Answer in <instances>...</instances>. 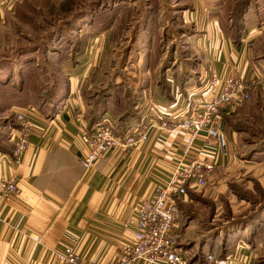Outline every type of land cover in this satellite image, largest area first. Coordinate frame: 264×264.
Here are the masks:
<instances>
[{
  "label": "crops",
  "instance_id": "1",
  "mask_svg": "<svg viewBox=\"0 0 264 264\" xmlns=\"http://www.w3.org/2000/svg\"><path fill=\"white\" fill-rule=\"evenodd\" d=\"M23 1L0 0V29L10 15L12 24H18ZM79 1L69 3L78 7ZM170 1L159 0L158 30L169 27L184 31L188 55L181 62L171 56L166 63L165 54L159 51L161 74L156 75L150 45L142 71L124 74L133 80L125 89L140 95L129 113L116 116L108 100L103 104L88 102L86 89L101 79L110 52L109 24L102 27L94 18L86 24L93 33L73 44L70 54L67 51L60 68L64 86L56 89L54 97L44 98L38 107L27 102L13 106L16 114L25 115L33 132L27 136V148L19 164L12 151L0 152V180L14 179L20 190L17 197L0 201V264H56L49 253L62 250L65 244H72L85 260L107 264L116 259L121 247L132 239L135 204L149 196L155 182L169 176L186 140V134L177 127L148 128L146 141L135 149L108 152L85 171L77 159L82 150L78 141L81 125L89 129L107 121L122 135L139 117L143 122L150 120L144 107L153 104L171 110L184 90L199 91V83L209 76L207 69H211L218 84L235 70L252 81L249 96L264 93V68L259 64L264 55V0H214L218 4L214 8H207L206 0ZM231 2L238 6L239 24H230L228 16V23L222 26L221 16L230 14L225 6ZM161 16L168 21L159 22ZM18 69H12V76L23 79ZM24 83L20 81L26 89ZM250 107L246 103L220 115L226 154L217 158L215 169L229 170L236 165L243 176L250 175L264 191V155L255 156L264 154V149L255 151L254 156L250 154V162L246 163L250 166L237 164L243 161L237 142L245 133L237 128V123L251 118ZM28 110L33 112L27 113ZM190 191L175 199L177 213L178 204L186 202ZM253 223L254 227L242 226L236 234L239 236L225 240L223 245L218 237L212 239L193 217L183 220L178 216V246L187 264H204L207 255L213 257V264H259L256 259L264 256V216Z\"/></svg>",
  "mask_w": 264,
  "mask_h": 264
},
{
  "label": "rangeland",
  "instance_id": "2",
  "mask_svg": "<svg viewBox=\"0 0 264 264\" xmlns=\"http://www.w3.org/2000/svg\"><path fill=\"white\" fill-rule=\"evenodd\" d=\"M196 1L201 3V0ZM69 2L75 0H25L19 6L18 24H12L14 20L10 15L5 21L6 25L0 29V152L14 151V135L19 123L13 106L27 102L38 107L43 100L52 99L49 97H54L56 89L64 86L61 65L68 50L70 54L72 45L93 33L86 25L91 18L102 27L109 24L110 52L101 79L93 88L86 89L88 102L91 105L94 102L103 104L108 100L116 116L133 110L140 97L133 95V90L125 89V85L130 86L133 80H128L130 77L126 75V78L124 74L142 71L147 65L150 45L154 50L150 51V56L156 75L161 74V68L158 70L159 51L165 54L163 61L166 63H169L167 59L171 56L176 62H181L188 55L184 31L172 27L174 30L169 27L158 30L159 0H80L78 7L75 3L71 6ZM206 2L207 8L218 7L217 1ZM237 7L233 2L227 8L225 6L230 14L221 16L222 26L228 23V16L230 24H239ZM161 20L164 23L168 21L166 16H161L159 22ZM80 27L83 28L81 34ZM159 39L162 40L160 47ZM259 64L264 68V55L259 59ZM16 66L23 79L12 76V69ZM20 81H25L26 89ZM119 91L122 93L118 94ZM246 103L251 106V118L237 123V128L245 131L240 142H237L243 154V161L237 164L243 165L249 161L251 153L254 156L255 151L264 149V93L254 98L249 96L241 106ZM261 155L264 154L255 156ZM241 173L236 165L229 170L215 169L203 188L192 189L187 193L186 202L178 204V216L183 220L193 217L212 239L218 237L223 245L225 240L238 237L236 234L242 231V226L254 227L256 223L253 222L264 216V191L250 175L243 176ZM256 260L264 264L263 255Z\"/></svg>",
  "mask_w": 264,
  "mask_h": 264
},
{
  "label": "built area",
  "instance_id": "3",
  "mask_svg": "<svg viewBox=\"0 0 264 264\" xmlns=\"http://www.w3.org/2000/svg\"><path fill=\"white\" fill-rule=\"evenodd\" d=\"M206 71L209 76L199 83V91L184 90L171 110L153 104L144 107V113L150 114V120L143 122L139 117L122 135H118L115 127L107 121L89 129L82 125L79 128L78 141L82 150H79L77 159L85 171H89L98 158L108 152L135 149L146 141L148 128L177 127L186 134L169 176L155 182L149 196L135 204L132 239L121 247L117 258L107 264H187L178 246L175 199L184 197L188 189L205 186L216 168L217 158L226 154L220 115L225 110L239 108L248 99V91L253 84L235 70L218 84L211 69ZM25 118L24 114L16 115L19 123L13 151L16 164L27 148V136L33 132ZM19 193L14 179L0 180V201L17 197ZM36 241L39 243L38 238ZM63 246L62 250L49 253L56 264H100L81 258L72 244ZM213 263V257L207 255L204 264Z\"/></svg>",
  "mask_w": 264,
  "mask_h": 264
},
{
  "label": "trees",
  "instance_id": "4",
  "mask_svg": "<svg viewBox=\"0 0 264 264\" xmlns=\"http://www.w3.org/2000/svg\"><path fill=\"white\" fill-rule=\"evenodd\" d=\"M240 9H241V8H240ZM240 9H239V10H240Z\"/></svg>",
  "mask_w": 264,
  "mask_h": 264
}]
</instances>
